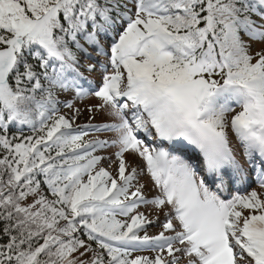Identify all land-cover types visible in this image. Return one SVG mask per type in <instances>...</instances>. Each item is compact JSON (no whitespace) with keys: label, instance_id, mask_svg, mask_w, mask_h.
<instances>
[{"label":"snow or ice","instance_id":"1","mask_svg":"<svg viewBox=\"0 0 264 264\" xmlns=\"http://www.w3.org/2000/svg\"><path fill=\"white\" fill-rule=\"evenodd\" d=\"M0 264H264V0H0Z\"/></svg>","mask_w":264,"mask_h":264},{"label":"rangeland","instance_id":"2","mask_svg":"<svg viewBox=\"0 0 264 264\" xmlns=\"http://www.w3.org/2000/svg\"><path fill=\"white\" fill-rule=\"evenodd\" d=\"M83 119H85V118H82V122H83ZM103 119H106V117H103V116H97V121H96V122H100V121H102ZM105 166H107V165H105ZM146 179H147V178H146ZM253 186H255V185H253ZM150 231L155 232V231H157V229H156V228H152V229H150Z\"/></svg>","mask_w":264,"mask_h":264}]
</instances>
